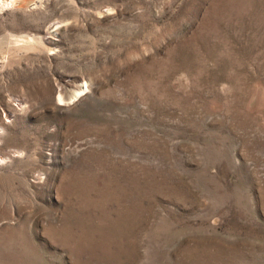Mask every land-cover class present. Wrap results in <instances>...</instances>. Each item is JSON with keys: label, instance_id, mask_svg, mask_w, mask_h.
I'll return each instance as SVG.
<instances>
[{"label": "rangeland", "instance_id": "374dc122", "mask_svg": "<svg viewBox=\"0 0 264 264\" xmlns=\"http://www.w3.org/2000/svg\"><path fill=\"white\" fill-rule=\"evenodd\" d=\"M0 264H264V0H0Z\"/></svg>", "mask_w": 264, "mask_h": 264}]
</instances>
